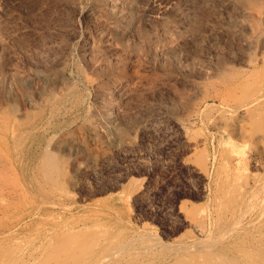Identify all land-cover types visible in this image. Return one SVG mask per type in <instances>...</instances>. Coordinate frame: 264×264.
Segmentation results:
<instances>
[{
	"label": "rangeland",
	"instance_id": "1",
	"mask_svg": "<svg viewBox=\"0 0 264 264\" xmlns=\"http://www.w3.org/2000/svg\"><path fill=\"white\" fill-rule=\"evenodd\" d=\"M263 110L264 0H0V264H264Z\"/></svg>",
	"mask_w": 264,
	"mask_h": 264
},
{
	"label": "bare ground",
	"instance_id": "2",
	"mask_svg": "<svg viewBox=\"0 0 264 264\" xmlns=\"http://www.w3.org/2000/svg\"><path fill=\"white\" fill-rule=\"evenodd\" d=\"M218 1H219V0H218ZM225 1H226V0H225ZM221 2H222V1H221ZM255 34H256V33H255ZM259 34H260V33H259ZM254 74H255V73H254ZM252 79H254V82H255V80H257V79H255V78H252ZM249 80H250V79H249ZM247 81H248V80H247ZM252 81H253V80H252ZM252 81H251V82H252ZM251 82H250V83L248 82L249 85L251 84ZM231 84H232V83H231ZM255 84H256V82H255ZM247 85H248V84L246 83L245 87H247ZM257 86H258V85H257ZM258 87H259V86H258ZM251 88H252V87H251ZM251 88H249V89L251 90ZM228 91H229V90H228ZM228 91H227V92H228ZM230 91H231V90H230ZM245 91H247V93H248V90H245ZM232 92H233V94H234V91H232ZM232 92H230V93H232ZM228 94H229V92H228ZM235 95H237V94H235ZM225 96H227V95H225ZM230 96H232V95L230 94ZM242 96H243V94H242ZM244 96H245V95H244ZM239 97H240V96H239ZM235 98H236V97H235ZM241 98H242V97H241ZM228 99H229V98H228ZM230 99H231V97H230ZM237 99H238V97H237ZM259 99H260V98H259ZM232 100H234L233 97H232L231 101H232ZM227 101H229V100H227ZM231 101H230V102H231ZM254 101H255V99H254ZM254 101H252V102H254ZM232 102H233V101H232ZM252 102H251V103H252ZM224 103H225V100H224ZM226 103H229V102H226ZM247 104H248V103H247ZM227 105H228V104H227ZM248 105H249V104H248ZM225 106H226V104H225ZM226 107H227V106H226ZM242 107H243V106H242ZM228 108H229V106H228ZM246 109H247V108H245V110H246ZM248 109H249V108H248ZM247 111H248V110H247ZM249 111H250V109H249ZM249 111H248V112H249ZM250 112L253 113L252 111H250ZM263 112H264V110H263ZM256 114H257V113H256ZM259 114H260V113H259ZM263 115H264V113H263ZM228 116H229V115H228ZM231 116H232V115H231ZM250 116H252V115H250ZM255 116H256V115H255ZM259 116H260V115H258V117H259ZM260 117H262V116H260ZM226 118H227V117H226ZM230 118H231V117H230ZM259 119H260V118H259ZM260 120H263V119H260ZM257 121H258V120H256V122H257ZM263 121H264V120H263ZM247 122H249V121H247ZM251 122H252V121H251ZM254 122H255V120H254ZM254 124H255V123H253L252 126H254ZM262 124H263V122H262ZM256 125H257V127H259L260 124L258 125V123H256ZM263 125H264V124H263ZM263 125H261V129H262ZM246 128H247V125H246ZM250 128H256V127H250ZM258 129H259V128H258ZM247 130H250L249 127L247 128ZM251 130L253 131V129H251ZM251 130H250L251 134L254 133V132H252ZM256 131H257V129H256ZM256 131H255V132H256ZM258 131H259V130H258ZM263 131H264V129H263ZM244 133H245V132H244ZM258 133H259V132H258ZM263 133H264V132H263ZM246 134H247V133H246ZM254 135L257 136V137L259 138L258 135H260V133H259V134L256 133V134H254ZM260 137H261V135H260ZM255 138H256V137H255ZM250 139H251V138H249V140H250ZM263 139H264V137H263ZM126 140H127V139H126ZM247 140H248V139H247ZM249 140H248V141H249ZM124 141H125V140H124ZM126 144H127V143H126ZM249 144H250V143H249ZM119 145H120V144H119ZM119 145H118V146H119ZM123 145H124V143H123ZM127 146L129 147L128 144H127ZM260 146H261V145H260ZM120 147H122V146H120ZM253 150H254V149H253ZM260 155H261V153H260ZM252 156H253V155H252ZM263 156H264V155H263ZM261 157H262V156H261ZM203 166H204V165L201 164L200 167H199V169H200V170L203 169V172H205L206 170H204L205 167L203 168ZM233 199H234V198H233ZM232 202H233V201H232ZM233 205H234V204H233ZM262 211H263V210H262ZM251 222H252V221H251ZM192 226H193V225H192ZM196 226L201 227V224H200V223H199V224L197 223ZM194 228H195V226H194ZM195 229H196V228H195ZM201 229H203V228H201ZM199 230H200V229H199ZM196 231H197V230H196ZM201 231H202V230H201ZM201 231H200V232H201ZM198 232H199V231H198ZM222 234H223V233H222ZM93 242H94V241H93ZM195 242H196V241H195ZM58 246H59V245H58ZM196 246H197V245H196ZM118 248H119V250H120V249H122V250L124 249V247L121 246V245H119V246L117 247V249H118ZM191 248H192V247H191Z\"/></svg>",
	"mask_w": 264,
	"mask_h": 264
}]
</instances>
